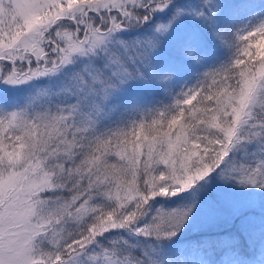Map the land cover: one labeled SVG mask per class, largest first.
I'll return each instance as SVG.
<instances>
[{
  "label": "snow or ice",
  "instance_id": "snow-or-ice-1",
  "mask_svg": "<svg viewBox=\"0 0 264 264\" xmlns=\"http://www.w3.org/2000/svg\"><path fill=\"white\" fill-rule=\"evenodd\" d=\"M0 264H264V0H0Z\"/></svg>",
  "mask_w": 264,
  "mask_h": 264
}]
</instances>
